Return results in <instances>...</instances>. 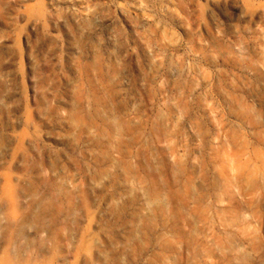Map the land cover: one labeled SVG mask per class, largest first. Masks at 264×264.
I'll return each mask as SVG.
<instances>
[{"label": "rangeland", "instance_id": "374dc122", "mask_svg": "<svg viewBox=\"0 0 264 264\" xmlns=\"http://www.w3.org/2000/svg\"><path fill=\"white\" fill-rule=\"evenodd\" d=\"M18 1L3 0L0 37L21 53L11 66L20 74L16 134L47 183L40 186L20 165L0 161V215L17 225L15 230L0 227V264H78L76 254L94 210L80 194L85 184L80 156L86 145L71 117L79 108L89 116L96 108L97 123L107 119L116 126L129 112L131 121L145 128L158 113L168 114L175 132L186 128V116L195 117L205 129L200 159L225 171L231 181L247 164L250 169L264 159V145L252 135L264 129V110L249 101L250 75L216 47L264 36V16L259 21L240 16V11L263 12L264 0H87L68 7L61 0ZM84 7L94 9L99 20L90 31L83 28ZM165 39L172 45L165 46ZM96 58L103 62L100 70L93 65ZM167 67L178 72L169 74ZM107 76L116 81L114 92L105 89L102 78ZM231 98L238 99L233 107L246 113V121L229 116ZM88 131L95 134L97 128ZM196 144L188 139L191 149ZM22 181L36 186L32 200L41 203L48 228L36 236H28L25 228L34 214L20 204ZM54 185L66 187L69 204L49 225L46 215L55 213L63 199ZM228 195L242 204L233 182Z\"/></svg>", "mask_w": 264, "mask_h": 264}, {"label": "bare ground", "instance_id": "6f19581e", "mask_svg": "<svg viewBox=\"0 0 264 264\" xmlns=\"http://www.w3.org/2000/svg\"><path fill=\"white\" fill-rule=\"evenodd\" d=\"M18 2L23 4V0ZM86 2L61 0L66 7L83 6ZM140 4L135 2L137 10H142ZM2 8L0 0V13ZM240 14L248 21H259L264 11ZM71 15L74 17L75 13L72 11ZM81 18L86 21V31L99 22L89 7L82 9ZM163 42L165 46L172 45L170 40ZM216 45L250 75L249 101L264 110V36L254 34L249 41L225 48ZM20 55L15 45L0 37V161L20 165L43 186L47 183L46 173L36 168L27 152L23 153V142L16 134L15 127L20 122L16 84L20 74L11 66ZM93 65L100 70L103 62L96 58ZM167 72L175 74L178 68L167 67ZM102 81L108 86L106 90L117 89L111 77ZM237 102V98H231L228 114L246 121V113L233 107ZM99 116L96 108L91 116L81 108L71 116L84 134L86 145L80 156L85 180L80 194L94 206L90 231L81 239L76 254L78 264H264V159L251 163L250 169L247 164L231 181L225 171L217 172L200 159L199 144L205 129L195 117L186 116V128L175 132L168 125V114L158 113L146 123V128L133 123L129 112L119 117L118 126L107 119L97 123ZM94 125L95 134L88 131ZM252 135L264 145V129L253 131ZM188 139L197 142L195 149L189 147ZM14 146L20 150L8 153ZM231 182L243 198L242 204L229 197ZM20 184V204L30 215L34 214L25 228L28 236H36L48 229L41 217L44 213L39 210L41 203L32 200L36 186L23 185V181ZM53 187L63 199L59 198L55 213L46 215L49 225L62 213V206L69 204L66 187ZM4 225L13 230L17 227L13 220L0 215V227ZM35 227L39 230L30 233ZM19 236L23 239V226Z\"/></svg>", "mask_w": 264, "mask_h": 264}]
</instances>
